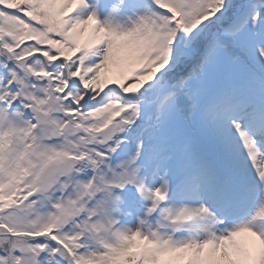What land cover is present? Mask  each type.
Returning a JSON list of instances; mask_svg holds the SVG:
<instances>
[{"label":"snow or ice","instance_id":"obj_1","mask_svg":"<svg viewBox=\"0 0 264 264\" xmlns=\"http://www.w3.org/2000/svg\"><path fill=\"white\" fill-rule=\"evenodd\" d=\"M0 264H264V0H0Z\"/></svg>","mask_w":264,"mask_h":264}]
</instances>
